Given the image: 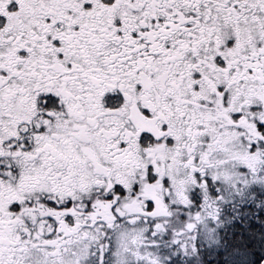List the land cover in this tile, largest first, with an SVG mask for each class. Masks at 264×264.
<instances>
[{
    "label": "flooded vegetation",
    "instance_id": "1",
    "mask_svg": "<svg viewBox=\"0 0 264 264\" xmlns=\"http://www.w3.org/2000/svg\"><path fill=\"white\" fill-rule=\"evenodd\" d=\"M221 164L264 181V0H0V264H183Z\"/></svg>",
    "mask_w": 264,
    "mask_h": 264
},
{
    "label": "trees",
    "instance_id": "2",
    "mask_svg": "<svg viewBox=\"0 0 264 264\" xmlns=\"http://www.w3.org/2000/svg\"><path fill=\"white\" fill-rule=\"evenodd\" d=\"M220 212V243L218 249L196 247V257H191L184 249V264H258L264 256V238L259 243L251 242L254 236H262L260 230L244 229V225L263 221V214L259 211L246 212L241 207L225 204ZM258 220V221H257Z\"/></svg>",
    "mask_w": 264,
    "mask_h": 264
},
{
    "label": "rangeland",
    "instance_id": "3",
    "mask_svg": "<svg viewBox=\"0 0 264 264\" xmlns=\"http://www.w3.org/2000/svg\"><path fill=\"white\" fill-rule=\"evenodd\" d=\"M212 178H214V184L216 188L222 192L223 198L226 201H237L242 203H249L253 197H255L256 193H253L254 188L261 187L264 184V181L261 182L259 180H249L247 173L241 169V166L238 165H220V167L216 168L212 172ZM192 187L183 181L178 182V186L175 187V191L179 192V201L185 202V196L190 195ZM209 194L208 192H206ZM264 218V217H263ZM264 221V219H263ZM258 225L257 222H253ZM251 223V224H253ZM198 236L202 242L206 245H218L219 237L218 230L216 225H214L210 219L202 220L198 225ZM257 229V228H256ZM255 230V229H254ZM260 234H263V230H260ZM264 238L262 236H255L254 240L251 242V245L254 243H259V239ZM141 257V256H138ZM136 257V258H138ZM167 258L169 256L167 255ZM176 252L171 254V258L169 260V264H179L177 262Z\"/></svg>",
    "mask_w": 264,
    "mask_h": 264
},
{
    "label": "water",
    "instance_id": "4",
    "mask_svg": "<svg viewBox=\"0 0 264 264\" xmlns=\"http://www.w3.org/2000/svg\"><path fill=\"white\" fill-rule=\"evenodd\" d=\"M261 259L262 260L258 264H264V256Z\"/></svg>",
    "mask_w": 264,
    "mask_h": 264
}]
</instances>
